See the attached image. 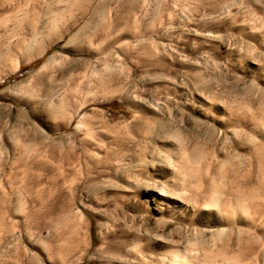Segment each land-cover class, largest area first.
<instances>
[{
  "label": "rangeland",
  "instance_id": "1",
  "mask_svg": "<svg viewBox=\"0 0 264 264\" xmlns=\"http://www.w3.org/2000/svg\"><path fill=\"white\" fill-rule=\"evenodd\" d=\"M256 126L264 0H0V264H255L168 209L264 207Z\"/></svg>",
  "mask_w": 264,
  "mask_h": 264
},
{
  "label": "bare ground",
  "instance_id": "2",
  "mask_svg": "<svg viewBox=\"0 0 264 264\" xmlns=\"http://www.w3.org/2000/svg\"><path fill=\"white\" fill-rule=\"evenodd\" d=\"M255 129L260 137L264 138V126L260 128L256 126ZM242 187L229 189L230 198L225 203L223 200L226 198L223 197V195L226 196L225 192L212 187L207 189L206 196H204L206 198L202 203L198 202L195 207H190L186 203L181 206L172 205L168 209V214L172 218L184 220V222L187 220L192 223L195 218L203 220L207 228L213 230V236H216L215 238L219 241L224 234H234L237 251L230 246V238L226 244L222 243V251H227V253L231 251L233 255L240 253L252 255L256 260L255 264H264V207L261 206L262 200L254 207L246 200L248 197L256 202V199L262 198V191L260 193L261 188L255 186ZM188 213L190 214L189 218L187 217ZM182 249L168 245L165 247V253L171 256L173 264H199L194 256L189 257L190 261L185 263L184 258L186 257L183 254L185 250L183 252Z\"/></svg>",
  "mask_w": 264,
  "mask_h": 264
}]
</instances>
